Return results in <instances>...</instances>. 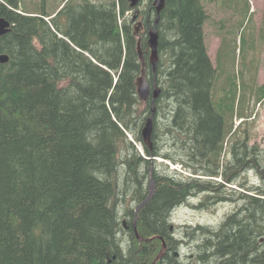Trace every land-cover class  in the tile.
<instances>
[{
	"label": "trees",
	"instance_id": "1",
	"mask_svg": "<svg viewBox=\"0 0 264 264\" xmlns=\"http://www.w3.org/2000/svg\"><path fill=\"white\" fill-rule=\"evenodd\" d=\"M145 1L142 21L136 19L151 89L159 80L145 53L148 32L159 18L156 74L163 81L152 104L136 94L141 62L138 39L125 19L132 10L127 0H63L53 13L44 0H32L29 10L21 0H0V18L10 24L0 37V54L8 57L0 64V264H151L161 240L139 244L135 229L139 238L160 237L177 252V242L170 240L171 212L195 195L206 194L209 205L229 198L214 180L169 177L164 167L160 174L155 161L160 157L196 177H218L242 190L249 184L238 182V172L244 166L253 171L261 185L247 188L251 196L233 191L237 210L217 230L199 228L208 239L197 261L264 264V147L249 144L264 84H248L246 65L237 71L225 56L236 39L238 58L248 56L254 42L246 46L249 7L235 1L242 17L230 32L233 43L222 42L213 68L199 0H164L158 16L154 0ZM217 83L221 104L213 101ZM152 106L148 148L141 130ZM158 116L166 121L162 128ZM233 119L245 121L234 127ZM161 135L180 144L182 157L162 156ZM230 138V163L220 166ZM150 182L154 192L135 219ZM165 256L158 264H178V257Z\"/></svg>",
	"mask_w": 264,
	"mask_h": 264
},
{
	"label": "rangeland",
	"instance_id": "2",
	"mask_svg": "<svg viewBox=\"0 0 264 264\" xmlns=\"http://www.w3.org/2000/svg\"><path fill=\"white\" fill-rule=\"evenodd\" d=\"M37 2L38 0H34ZM42 1V0H41ZM78 0H72V3H75ZM90 2L94 4H102L106 2H112L115 0H89ZM201 5L204 8V11L207 15V21L204 24L203 27V33H204V43L207 49V54L211 60V63L214 67L218 68L217 65V58H218V51L221 47L222 42L228 41L232 42V40L229 39L230 32L233 28L236 27V23L238 20L241 19L242 15L240 13H237L235 11V1L236 0H199ZM26 6H23L26 10H29L28 7L31 6L32 0H21ZM241 3H247V6L249 7V12L251 13L248 17V24L252 28V32L247 33V37L245 42L246 46L251 43L249 42V39L253 38L254 42L251 46L250 51L248 52V56H244L242 58H238V48L236 39L234 41L235 47L229 48V53L225 56H228V59L230 61H234L235 65L233 67L236 68L237 71L241 70L242 67H244V64L246 65V72L244 73L246 81H248V84H254L256 86H261L264 84V0H240ZM139 4V3H138ZM136 5L135 8H131V11H128L125 13V19L126 22L130 23L133 30L136 28V23L131 22V18L134 14H138L139 19L141 20L140 13L142 11L146 10V1L143 0L139 6ZM44 5L46 11L48 13H53L57 8H59L61 5H63V0H44L42 3ZM244 8V7H243ZM19 11L24 12L23 9L19 7ZM142 21V20H141ZM140 32V31H139ZM135 33V31H134ZM139 34V33H138ZM251 34V35H250ZM138 40V35L136 37ZM146 58L149 56V51L145 53ZM159 60L162 62V66L165 64V60L161 57L159 53ZM161 66V68H162ZM249 67H254L253 70H249ZM234 68V71L236 72ZM160 68L157 67L155 70V74ZM147 71V68H146ZM159 80V82H156V86L160 87V82L163 81V78L160 77V73L156 74V81ZM146 81L149 84V76L146 74ZM221 84L217 83V91L216 94L213 96V101L215 104H221L222 99V90ZM221 89V92H220ZM260 104V105H259ZM256 104L254 108V114L256 113L258 116L256 118L251 140L249 141V144L256 143L260 147H264V99L259 103ZM154 109V107H153ZM254 116V115H253ZM252 116V118H253ZM149 116H146V119ZM158 120L159 128H162L166 121L161 120V116H158V119L155 118V122ZM243 120H235L233 119L234 127L238 126L240 123H244ZM229 132L227 133V135ZM232 138V137H231ZM228 141L227 146L224 145L223 153L221 154L220 158V166L230 163V147L232 146V143L234 140ZM129 140L132 141V138L130 137ZM159 145L161 147V151H166L165 153L162 152V156L164 155H170L174 160H178L179 157H182V151L180 149V144L173 141V139L168 135H161L158 139ZM135 145V148L139 153L143 155V150L141 146L138 144ZM160 151V152H161ZM156 163H158V169L160 174H164L165 172L161 169L163 167L168 172V176H173L174 173H177L181 177L185 178H198V181H207L211 179L212 181H216V183L220 184L221 190H222V197L229 198L228 201L216 203L213 205H209V203L206 202V194H200L195 195L193 198H189L186 200V202L174 209L170 214V222L171 226L173 228V231H170V238L171 236L174 238L173 242H177V252H178V264H199L197 261V253L202 249V246L208 238H206L205 234H202V231L199 230L200 227H204L208 230H217L218 227L224 222L226 217L231 215L233 212L237 210V208L240 206V203L237 202V198L235 196L230 197L229 195L233 192H239L247 196H251V192H247V188L250 186H256L259 184L258 178L253 174V171L249 170L247 166H244L242 170L238 172V182H245L249 184L248 187L244 188L243 190L240 189V187L234 183L228 184L223 183L219 180V178H206V177H196L192 174V172L185 167H183L181 164H174L172 161L164 160L163 157L156 158ZM194 167V165H192ZM200 168L205 169L203 166ZM151 169V168H150ZM121 172L126 173L125 169L123 168ZM243 172V173H242ZM124 173L121 175V180L124 178ZM261 185V182L260 184ZM150 190V186L148 187ZM155 189V187H154ZM252 189V188H250ZM151 194V190L149 191V195ZM153 194V193H152ZM151 194V196H152ZM150 196V198H151ZM212 197V196H211ZM146 198V199H147ZM149 198V199H150ZM145 199V200H146ZM148 199V200H149ZM147 200V201H148ZM146 201V202H147ZM119 222L125 221L123 219V215L119 216ZM123 235H128V232H123ZM196 237H198V241L196 240ZM151 241V240H150ZM165 248V245H164ZM163 248V249H164ZM160 246V250H163ZM206 255L208 257V250L206 252ZM206 257V258H207ZM163 258V256H162ZM176 259V258H175ZM169 260L166 261V264H169ZM176 263V262H175ZM172 264V263H170ZM177 264V263H176Z\"/></svg>",
	"mask_w": 264,
	"mask_h": 264
},
{
	"label": "water",
	"instance_id": "3",
	"mask_svg": "<svg viewBox=\"0 0 264 264\" xmlns=\"http://www.w3.org/2000/svg\"><path fill=\"white\" fill-rule=\"evenodd\" d=\"M127 2L129 3V7L134 8L138 4L139 0H127ZM153 6L155 8L156 14L158 15L159 12L164 7V0H154ZM136 17H137V14H134L133 17L131 18L132 21H134L136 19ZM158 21H159V18L157 17V19L154 22L155 26L158 23ZM140 28H141V23L138 22L136 24V28L134 30L135 31L134 36L137 37V35L140 31ZM9 32H10V24L5 19L0 18V37L9 33ZM147 43H148V46L151 50L148 62H149V65L151 66V69L154 73L155 68H156V64L158 62V56H157V50H156L157 44H158V34H157L155 29H152L148 32ZM139 44H140V40L137 41V49H138V56L141 59V52L139 51ZM7 61H8L7 56H5V55L0 56V64H5V63H7ZM144 67H145V63L141 61V76L136 80L137 97L141 102H145L147 100V97L149 94L148 85H147L146 81L144 80ZM153 88H154V90L152 93V100H155L159 95V90L157 89V86L155 84H154ZM151 111H152L151 115L146 119L144 127L141 130V138H142L143 144L148 148H150L151 138H152V133H153V123H152L153 110H151ZM150 190H151V194H152L154 192V186L152 185L151 182H150ZM151 194L149 195V197L144 202H146L150 198ZM140 209H141V207L138 206L137 209L135 210V219H136V214L138 213V211ZM135 219H134V223H135ZM134 229H135V226H134ZM135 235H136V239L138 242H148L150 240L158 238V237L149 238V239L139 238L136 234V229H135ZM158 239H160L162 241V238H158ZM161 248L162 249L164 248L163 241L161 243ZM163 250L159 251V254L156 256V258L154 259L152 264H155L157 262V260L162 256Z\"/></svg>",
	"mask_w": 264,
	"mask_h": 264
},
{
	"label": "bare ground",
	"instance_id": "4",
	"mask_svg": "<svg viewBox=\"0 0 264 264\" xmlns=\"http://www.w3.org/2000/svg\"><path fill=\"white\" fill-rule=\"evenodd\" d=\"M18 13H21L20 11H18ZM158 16V15H157ZM157 19V18H156ZM155 19V20H156ZM7 21V20H6ZM155 22V21H154ZM158 24V23H157ZM156 24V25H157ZM152 29H155L156 30V26L154 25V24H152V28L150 29V30H152ZM156 32H157V30H156ZM158 34V33H157ZM148 48H149V46H148ZM157 48H158V44H157ZM157 48H156V50H157ZM136 49H137V47H136ZM139 51L141 52V59L139 58V60H140V62L142 61V62H145V60H144V58H143V54H142V51H141V48H140V44H139ZM137 53H138V49H137ZM150 53H151V50H150V48H149V56H148V59H149V57H150ZM1 55H3V54H0V56ZM157 56H158V52H157ZM139 57V56H138ZM148 64H149V62H148ZM156 66H157V64H156ZM155 70H156V68H155ZM154 77H156L155 76V71H154ZM140 76H141V74H140ZM139 76V77H140ZM138 77V78H139ZM137 78V79H138ZM136 79V80H137ZM156 79V78H155ZM144 80L146 81V75H145V70H144ZM146 83H147V85H148V90H149V94H148V97H147V100L150 98V100H151V104L153 103V101H155V100H152V93H153V90H154V88L152 87V89L150 88V86H149V84H148V82L146 81ZM135 85H136V81H135ZM156 85V84H155ZM153 86H154V84H153ZM157 89L159 90V88H158V86H157ZM136 90H137V87H136ZM159 93H160V91H159ZM136 94H137V92H136ZM159 96V95H158ZM17 99V98H16ZM146 100V101H147ZM140 101V100H139ZM145 101V102H146ZM141 102V101H140ZM145 102H142V103H145ZM151 110H153V113H154V109H153V106H152V108H151ZM152 112V111H151ZM3 128V127H2ZM150 177V176H149ZM152 179V178H151ZM154 186V185H153ZM210 195H212V194H210ZM211 197V196H210ZM145 204V202H142V203H140L138 206H140V207H142L143 205ZM137 206V207H138ZM137 209V208H136ZM123 225H124V223H123ZM154 237H157V236H152V237H150V238H154ZM158 238H160V237H158ZM158 238H156V239H158ZM146 239H149V238H146ZM160 240V239H159ZM163 241V240H162ZM162 241H161V243H162ZM139 244L141 243V242H138ZM144 243H148V242H144ZM163 243H164V241H163ZM132 245V244H131ZM164 245H165V243H164ZM166 246V245H165ZM164 250H165V248H164ZM163 250V253H162V256H164V253H165V251ZM160 251V250H159ZM178 253V252H177ZM158 254H159V252H158ZM157 254V255H158ZM157 255H155V257L153 258V260H152V262L154 261V259L156 258V256ZM162 256L157 260V262L155 263V264H158V262H159V260L162 258ZM152 264V263H151Z\"/></svg>",
	"mask_w": 264,
	"mask_h": 264
},
{
	"label": "flooded vegetation",
	"instance_id": "5",
	"mask_svg": "<svg viewBox=\"0 0 264 264\" xmlns=\"http://www.w3.org/2000/svg\"><path fill=\"white\" fill-rule=\"evenodd\" d=\"M126 229H128V227L126 226ZM169 230L172 232L173 231V228L170 226L169 227ZM173 236V235H172ZM171 236V238H170V240L171 241H174V238ZM144 242H141L140 244H143ZM173 244V243H172ZM172 244H170L168 247L167 246H165V253H164V256L166 257V258H169L170 256H172V257H179V255H178V253L177 252H175L174 250H173V248H172ZM177 251V250H176ZM161 260V259H160ZM159 260V261H160Z\"/></svg>",
	"mask_w": 264,
	"mask_h": 264
}]
</instances>
